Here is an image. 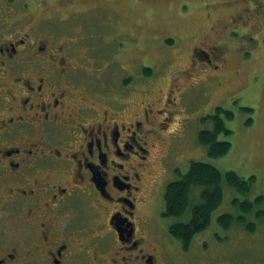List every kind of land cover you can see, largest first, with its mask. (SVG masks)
I'll return each instance as SVG.
<instances>
[{
  "label": "flooded vegetation",
  "instance_id": "1",
  "mask_svg": "<svg viewBox=\"0 0 264 264\" xmlns=\"http://www.w3.org/2000/svg\"><path fill=\"white\" fill-rule=\"evenodd\" d=\"M240 5L223 28L264 12V0ZM12 13L0 14V264H189L167 256L138 209L151 149L174 134L173 107L196 73L177 69L156 97L137 88L130 112L120 102L135 89L129 75L117 95L79 74L73 48L86 35L77 41L49 17L10 25ZM211 49L192 46L193 70L217 69Z\"/></svg>",
  "mask_w": 264,
  "mask_h": 264
},
{
  "label": "rangeland",
  "instance_id": "2",
  "mask_svg": "<svg viewBox=\"0 0 264 264\" xmlns=\"http://www.w3.org/2000/svg\"><path fill=\"white\" fill-rule=\"evenodd\" d=\"M222 1L226 0H0V14L13 12L10 25L20 19L35 28L47 25L42 21L49 17L48 23L58 24L59 31H66L73 39L78 37L77 41L86 35L73 48L79 74L93 80L102 93L113 91L117 95L122 92L123 78L129 75V86L135 89L131 96L121 95L120 102L124 100V108L130 112L142 99L137 88L149 89L146 95L156 97L157 88L163 92L177 69L189 66L191 74L196 73L195 79L179 93L173 107V118L178 120L169 130L173 128L175 135L166 130L168 134L164 133L163 140L151 149L144 177L149 184L143 185L139 215L149 227L150 237L162 240L169 257L185 259L189 264H264V215H256L257 209L264 211V200L247 214V219L256 223L254 230L237 222L225 229L217 223L221 213L239 214L232 202L235 196L250 200L258 194L264 197V12L249 11L248 21L223 28L242 0H227L226 5L219 3ZM24 3H28L27 12L22 10L26 7H20ZM86 5L90 6L83 10ZM73 9L83 11L70 19L68 14ZM195 44L221 51L217 59L213 56L219 62L217 71L206 66L193 70L189 54ZM144 66L151 69L150 75L143 74ZM210 69L214 73L207 76ZM160 102H154L155 106ZM220 105L234 114L225 120L231 133L218 136L228 139L231 148L222 156L209 157L197 133L206 128L202 117ZM192 159L212 162L222 171L235 170L243 177L254 175L256 180L246 193L224 183L221 204L212 211L208 226L193 235L189 251H185L169 233L170 223L184 216L162 215L163 191L169 180L178 177L177 170L185 172Z\"/></svg>",
  "mask_w": 264,
  "mask_h": 264
},
{
  "label": "trees",
  "instance_id": "3",
  "mask_svg": "<svg viewBox=\"0 0 264 264\" xmlns=\"http://www.w3.org/2000/svg\"><path fill=\"white\" fill-rule=\"evenodd\" d=\"M144 73L150 75L151 69L144 68ZM244 109L252 111V108L243 106ZM234 114L222 105L216 106L214 111L202 117L207 123L206 128L199 129L197 133L198 142L207 150L209 157L222 156L231 147L228 139L219 138L221 133L226 135L231 130L225 125V120H230ZM249 120L247 123H250ZM178 177L165 185L163 191L164 210L162 215L175 216L181 221H175L169 225V233L176 237L184 247L193 238V235L204 230L210 222L212 211L219 206L223 198L224 183L234 190L246 193L256 180L254 175L241 176L235 170H220L212 162L205 160H190L185 172L177 170ZM264 200L263 195L258 194L253 200L239 199L234 197L233 204L239 208V214L225 212L217 216V223L222 228H228L233 222L245 225L248 230L255 229V223L247 219V214ZM257 218L264 215L262 209H257ZM186 217V218H185ZM188 217V218H187Z\"/></svg>",
  "mask_w": 264,
  "mask_h": 264
}]
</instances>
